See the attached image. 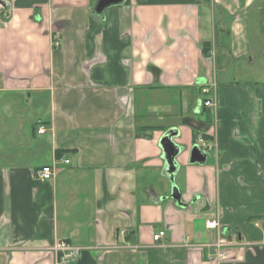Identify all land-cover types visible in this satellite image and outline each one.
<instances>
[{
  "label": "crops",
  "instance_id": "crops-1",
  "mask_svg": "<svg viewBox=\"0 0 264 264\" xmlns=\"http://www.w3.org/2000/svg\"><path fill=\"white\" fill-rule=\"evenodd\" d=\"M97 1L0 0V264H264V0Z\"/></svg>",
  "mask_w": 264,
  "mask_h": 264
},
{
  "label": "built area",
  "instance_id": "built-area-1",
  "mask_svg": "<svg viewBox=\"0 0 264 264\" xmlns=\"http://www.w3.org/2000/svg\"><path fill=\"white\" fill-rule=\"evenodd\" d=\"M213 86H215L214 83L212 86L210 85L206 86L203 89V91L205 93H210ZM213 100H214L213 98H208L205 100L204 103L207 107L215 106V102ZM38 132L45 133L46 128L44 126L41 127L39 126ZM196 145L202 150L209 152L211 151L213 143L209 137L201 135L197 137ZM65 162L69 163L70 160L65 159ZM35 174L38 180L45 182L50 180L54 176V168L52 165H43L35 171ZM206 225L208 228L213 230L220 229L219 220L217 218L207 220ZM164 236H165V231H160L158 233H155L153 238L154 241L156 242L162 239ZM210 244L212 246L213 245L216 246L219 249L220 257L223 258L224 256L223 249L229 245V242L223 238L218 237L214 242H211ZM52 250L55 254V264H75L81 256L82 247L74 245L70 241L63 239L57 242L52 248Z\"/></svg>",
  "mask_w": 264,
  "mask_h": 264
},
{
  "label": "water",
  "instance_id": "water-1",
  "mask_svg": "<svg viewBox=\"0 0 264 264\" xmlns=\"http://www.w3.org/2000/svg\"><path fill=\"white\" fill-rule=\"evenodd\" d=\"M126 0H98L97 5L95 8V12L98 14H101L104 12V10L112 5L122 4ZM179 135V129L171 128L163 135L161 138V147L164 151V155L166 158V171L169 176V179L171 180L173 184V189L170 197L177 202L179 205H184V202L182 200V193L179 190L178 186L175 183V175L179 169V162L178 157L183 151V148L181 145H179L175 138ZM190 162L191 163H205L209 153L199 148L197 145L193 146V148L190 151Z\"/></svg>",
  "mask_w": 264,
  "mask_h": 264
}]
</instances>
